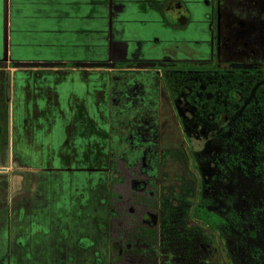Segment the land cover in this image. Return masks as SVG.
Masks as SVG:
<instances>
[{
  "label": "flooded vegetation",
  "instance_id": "flooded-vegetation-1",
  "mask_svg": "<svg viewBox=\"0 0 264 264\" xmlns=\"http://www.w3.org/2000/svg\"><path fill=\"white\" fill-rule=\"evenodd\" d=\"M88 8L90 30L76 39L87 47L61 53L71 61L40 73L53 81L42 100L29 108L24 96L18 101L13 155L42 167L50 192L44 222L26 225L23 237L15 236L20 213L12 226L21 198L6 197L0 255L6 264H208L221 244L230 264L219 234L193 214L200 177L196 150L198 183L189 176L185 145L201 140L185 137L181 117L192 113L167 81H264V0H92ZM82 61L95 65L76 66ZM30 75L18 79L22 86ZM35 107L42 124L26 134L21 112ZM47 247L52 255H35Z\"/></svg>",
  "mask_w": 264,
  "mask_h": 264
},
{
  "label": "trees",
  "instance_id": "trees-1",
  "mask_svg": "<svg viewBox=\"0 0 264 264\" xmlns=\"http://www.w3.org/2000/svg\"><path fill=\"white\" fill-rule=\"evenodd\" d=\"M167 84L192 113L181 117L185 137L203 142L192 152L200 177L194 216L219 234L230 264H264V81L200 84L175 74ZM174 223L176 231L182 219Z\"/></svg>",
  "mask_w": 264,
  "mask_h": 264
},
{
  "label": "rangeland",
  "instance_id": "rangeland-1",
  "mask_svg": "<svg viewBox=\"0 0 264 264\" xmlns=\"http://www.w3.org/2000/svg\"><path fill=\"white\" fill-rule=\"evenodd\" d=\"M1 8V4H0ZM1 13H0V59L2 58V37H1ZM16 40V39H15ZM21 42H26V39H17ZM23 40V41H22ZM55 51L50 49H38L33 47L25 48V50L13 47L11 50V58L13 60L18 61H29L34 60L37 58L47 59L50 60L55 57L54 54ZM8 56V58H10ZM10 58V62L12 61ZM47 68H33V69H13V68H7V70L10 72V80L9 85H6L7 79H6V70L4 68H0V127L2 129V137H1V145H0V210L4 209L5 205L7 204L6 197L8 195H14L18 200L16 203L15 208V221L14 225L12 226L16 227V218L18 217V213L22 215L23 223L18 224L17 227L22 226V229L20 230V233L16 237H23L22 230L23 228L28 225V231H30V228H36L37 225L32 223H36L39 225H42V217L41 214V207H43V199H44V193L47 191L49 193V189L46 188V191L42 189L45 186L42 185L41 180L39 178V174H41L42 167L38 165H25L24 163L20 164L17 157L15 158V155H13V148H15L17 143V135L15 136L14 132L17 133L16 128V122H17V107H18V101L19 99L24 96L26 107L29 108V102L31 99L35 100L36 102H39L40 99L42 100L44 93L42 92V89L46 88H53V81L48 79V77H43L42 73L45 72H51V70H44ZM34 75H30V74ZM29 80L25 81V85L22 86V82L18 79H21L25 76H28ZM55 82V81H54ZM7 89H9V93H7ZM48 100V99H47ZM46 100V101H47ZM49 101V100H48ZM55 101L52 102V108H55ZM48 104V103H47ZM49 106V105H48ZM47 106V107H48ZM59 105L57 106V109L59 110ZM40 109L36 108L34 109L32 115L29 116L28 111L25 109L22 114V119H19V127L20 131H25L26 134L30 133L29 128H31L33 131L39 129V124L41 123L40 120ZM62 112V111H60ZM59 112V113H60ZM24 116V117H23ZM30 117V118H29ZM43 126V125H42ZM31 130V131H32ZM39 138V135H36ZM24 135L21 136V139H23ZM20 139V138H19ZM20 139V141H22ZM28 140H30L29 135L27 136ZM28 146L26 144L25 148ZM202 141H192L189 142L187 145H185L186 150L185 154L188 158V168L189 170V176L192 177L195 185L198 183V176L194 169V166L192 165V159H191V151L197 150L201 148ZM19 147H23L19 145ZM19 151V149H17ZM22 151H25L22 149ZM21 156V155H20ZM12 158L15 159V161H11ZM5 171V172H3ZM30 171L31 176L28 177L26 174H23V172ZM185 170H181L180 173L184 174ZM21 177H24L23 180H21ZM51 184V183H49ZM43 190V191H42ZM196 191V187H195ZM196 193V192H195ZM67 195V194H65ZM43 211V209H42ZM2 216V217H1ZM6 220L5 215L0 214V221ZM1 224V223H0ZM2 231V230H0ZM14 232L10 233L12 235ZM12 237V236H10ZM217 239V236H215ZM14 239L12 242H14ZM45 247V246H44ZM218 252L216 253L217 256L215 258H212V262H208V264H228L225 253L223 251V248L220 244V248L218 247ZM182 251V250H181ZM53 251L50 250L49 247L47 248H41L35 252V255L40 256L42 259L46 255H52ZM23 261L15 260V263L13 264H23ZM10 261L7 260V264H9ZM0 264H6L5 257L3 255H0Z\"/></svg>",
  "mask_w": 264,
  "mask_h": 264
},
{
  "label": "crops",
  "instance_id": "crops-1",
  "mask_svg": "<svg viewBox=\"0 0 264 264\" xmlns=\"http://www.w3.org/2000/svg\"><path fill=\"white\" fill-rule=\"evenodd\" d=\"M92 0H0L2 54L6 36L7 52L13 47L18 50L28 47L50 49L55 57L47 60L37 58L29 61L69 62L61 53H70L77 48L87 47L88 42L76 40L80 30L84 37L89 32L88 6ZM84 11L80 28V16ZM16 39V40H15ZM17 39H26V42ZM23 41V40H22ZM11 58V56H10ZM12 61H18L13 60Z\"/></svg>",
  "mask_w": 264,
  "mask_h": 264
},
{
  "label": "water",
  "instance_id": "water-1",
  "mask_svg": "<svg viewBox=\"0 0 264 264\" xmlns=\"http://www.w3.org/2000/svg\"><path fill=\"white\" fill-rule=\"evenodd\" d=\"M6 36L4 37V50L2 54V58L0 59V68H5L7 69L9 63H11V68L13 69H31V68H53V67H58L62 66L65 64V62H45V61H11L10 58H8L9 54L7 52V43H6ZM76 66L82 67V68H90L93 67L95 64L90 63V62H76ZM7 82L6 85H9V80H10V72L7 70V76H6ZM7 93H9V89H7Z\"/></svg>",
  "mask_w": 264,
  "mask_h": 264
}]
</instances>
